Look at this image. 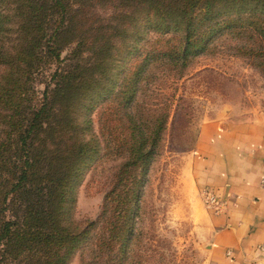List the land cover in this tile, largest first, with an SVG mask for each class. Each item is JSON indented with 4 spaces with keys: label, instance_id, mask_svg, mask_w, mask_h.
Instances as JSON below:
<instances>
[{
    "label": "trees",
    "instance_id": "trees-1",
    "mask_svg": "<svg viewBox=\"0 0 264 264\" xmlns=\"http://www.w3.org/2000/svg\"><path fill=\"white\" fill-rule=\"evenodd\" d=\"M224 41L264 79V0H0V264H139L136 205L170 109L151 85ZM101 158L120 162L78 228Z\"/></svg>",
    "mask_w": 264,
    "mask_h": 264
},
{
    "label": "rangeland",
    "instance_id": "rangeland-1",
    "mask_svg": "<svg viewBox=\"0 0 264 264\" xmlns=\"http://www.w3.org/2000/svg\"><path fill=\"white\" fill-rule=\"evenodd\" d=\"M232 46L234 41H224L216 54L197 58L178 81L167 77L161 80V86H155L157 82L151 85L155 92L150 103L169 102L170 109L160 155L147 169L136 205L133 228L140 236L131 247L134 262L203 264L205 215L185 168V158L201 123L221 117L244 120L264 115V79L249 59L234 54ZM91 119L96 133L95 114ZM119 162L101 158L83 174L72 214L78 228L96 218ZM68 264H79L78 255Z\"/></svg>",
    "mask_w": 264,
    "mask_h": 264
},
{
    "label": "crops",
    "instance_id": "crops-1",
    "mask_svg": "<svg viewBox=\"0 0 264 264\" xmlns=\"http://www.w3.org/2000/svg\"><path fill=\"white\" fill-rule=\"evenodd\" d=\"M185 159L205 215L203 264H264V115L201 123ZM205 189L226 201L221 213L204 207Z\"/></svg>",
    "mask_w": 264,
    "mask_h": 264
},
{
    "label": "built area",
    "instance_id": "built-area-1",
    "mask_svg": "<svg viewBox=\"0 0 264 264\" xmlns=\"http://www.w3.org/2000/svg\"><path fill=\"white\" fill-rule=\"evenodd\" d=\"M201 201L204 207L213 213H221L226 201L218 196L215 191L205 189L200 192Z\"/></svg>",
    "mask_w": 264,
    "mask_h": 264
}]
</instances>
